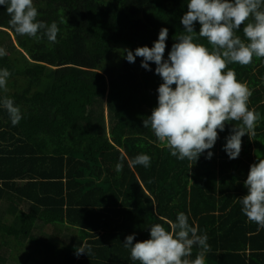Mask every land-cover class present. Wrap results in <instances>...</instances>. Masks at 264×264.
<instances>
[{
  "label": "trees",
  "instance_id": "1",
  "mask_svg": "<svg viewBox=\"0 0 264 264\" xmlns=\"http://www.w3.org/2000/svg\"><path fill=\"white\" fill-rule=\"evenodd\" d=\"M186 3L33 0L38 20L57 23L56 43L16 34L0 6V47L7 52L0 68L11 73L0 96L23 115L13 126L0 107V264H139L125 237L145 240L151 224L168 229L179 212L207 234L206 264H264V229L257 231L238 202L250 164L264 158V58L225 69L251 89L248 108L260 114L255 135L241 138L238 158L222 147L236 121L217 130L212 157L195 162L171 156L143 127L162 81L140 57L127 62L124 50L151 47L163 27L167 58L183 33ZM236 35L245 39L243 25ZM197 42L207 45L202 37ZM138 154L150 156L149 167L129 166ZM84 242L91 252L77 256Z\"/></svg>",
  "mask_w": 264,
  "mask_h": 264
},
{
  "label": "clouds",
  "instance_id": "2",
  "mask_svg": "<svg viewBox=\"0 0 264 264\" xmlns=\"http://www.w3.org/2000/svg\"><path fill=\"white\" fill-rule=\"evenodd\" d=\"M0 6L9 14L16 34L57 42V23L38 20L33 0H0ZM186 6L180 18L183 33L176 37L167 58L164 53L168 29L163 27L151 47L124 50L127 62L134 63L140 57V66L154 71L162 81L156 89L157 103L143 119V127L151 128L171 156L195 162L201 154L207 159L212 157L217 130L224 131L226 122H239L222 146L229 159H236L241 138L255 135L260 114L248 108L251 89L237 80L234 70L225 69L233 63L248 65L253 57L264 58V0H187ZM195 22L199 23L198 31L194 30ZM242 25L245 39L236 35ZM200 37L211 47L197 42ZM5 55L6 49L0 47V58ZM149 62L155 64L154 69ZM10 75L7 68H0V90L6 91ZM0 107L6 110L13 126L23 118L10 97L0 96ZM150 163L149 155L138 154L129 166L147 168ZM122 169V163L115 165L117 173ZM243 183L247 192L238 201L241 212L259 231L264 229V158L257 156V161L250 164ZM168 224V229L159 223L151 224L149 238L142 241L134 242L135 234L127 235L123 246L129 249L130 259L139 264H206L207 234L190 225L184 212L177 213ZM194 247L198 252L190 260ZM90 252L87 242L75 249L77 256Z\"/></svg>",
  "mask_w": 264,
  "mask_h": 264
},
{
  "label": "crops",
  "instance_id": "3",
  "mask_svg": "<svg viewBox=\"0 0 264 264\" xmlns=\"http://www.w3.org/2000/svg\"><path fill=\"white\" fill-rule=\"evenodd\" d=\"M27 202V201H26ZM18 204V203H17ZM16 203H14V206H16L17 205ZM26 205V203H23V204H21V205H19L21 208L23 207V206H25ZM24 210H26V209H24ZM13 212H14V210H11L10 211V214H13Z\"/></svg>",
  "mask_w": 264,
  "mask_h": 264
},
{
  "label": "rangeland",
  "instance_id": "4",
  "mask_svg": "<svg viewBox=\"0 0 264 264\" xmlns=\"http://www.w3.org/2000/svg\"><path fill=\"white\" fill-rule=\"evenodd\" d=\"M37 229H39V231H40L39 227H37ZM33 234L37 235V230H33ZM11 264H14V262H11Z\"/></svg>",
  "mask_w": 264,
  "mask_h": 264
}]
</instances>
